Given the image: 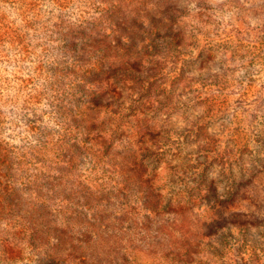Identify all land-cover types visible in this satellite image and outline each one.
I'll return each mask as SVG.
<instances>
[{"label":"rangeland","instance_id":"rangeland-1","mask_svg":"<svg viewBox=\"0 0 264 264\" xmlns=\"http://www.w3.org/2000/svg\"><path fill=\"white\" fill-rule=\"evenodd\" d=\"M0 264H264V0H0Z\"/></svg>","mask_w":264,"mask_h":264}]
</instances>
